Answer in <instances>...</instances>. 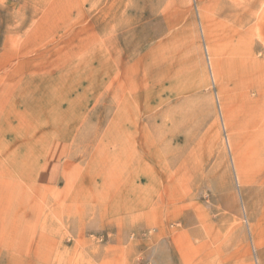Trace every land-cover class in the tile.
<instances>
[{
  "label": "rangeland",
  "instance_id": "374dc122",
  "mask_svg": "<svg viewBox=\"0 0 264 264\" xmlns=\"http://www.w3.org/2000/svg\"><path fill=\"white\" fill-rule=\"evenodd\" d=\"M0 264H264V0H0Z\"/></svg>",
  "mask_w": 264,
  "mask_h": 264
},
{
  "label": "bare ground",
  "instance_id": "6f19581e",
  "mask_svg": "<svg viewBox=\"0 0 264 264\" xmlns=\"http://www.w3.org/2000/svg\"><path fill=\"white\" fill-rule=\"evenodd\" d=\"M211 57L213 58V56H211ZM213 60H214V59H213ZM210 65H211V67H212V63H211V61H210ZM211 67H210V68H211ZM212 70H213V68H212ZM214 71H215V70H214Z\"/></svg>",
  "mask_w": 264,
  "mask_h": 264
}]
</instances>
